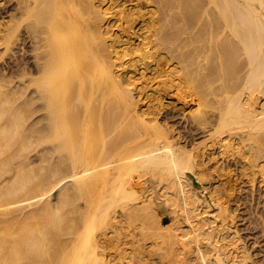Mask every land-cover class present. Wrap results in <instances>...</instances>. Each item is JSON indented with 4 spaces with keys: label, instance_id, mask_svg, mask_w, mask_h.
Returning a JSON list of instances; mask_svg holds the SVG:
<instances>
[{
    "label": "bare ground",
    "instance_id": "obj_1",
    "mask_svg": "<svg viewBox=\"0 0 264 264\" xmlns=\"http://www.w3.org/2000/svg\"><path fill=\"white\" fill-rule=\"evenodd\" d=\"M106 1H2L5 5L12 2L13 8L4 5L9 15L6 14L7 21L5 14L2 17L7 23H3L5 29L1 27L2 41L9 52L17 43L21 57L15 78L12 74L16 71L10 69V76L0 68L6 72L0 70V264H118L140 251L137 249L143 246L144 238L152 239L155 249L164 250L162 253L159 249L161 263L158 256L155 258L158 264H254L248 260L251 255L240 253L243 248L238 245L237 232L229 230L227 223L220 225L222 219L231 215L218 214L228 192L223 194L218 187L209 189L210 185L203 183L208 177L204 151L196 154L197 148L192 147V151L182 146L169 126H163L166 122L156 121L154 116L158 115L147 113L153 114L147 118V108L139 106V98L145 93L139 90L141 96L137 93V97L133 91L145 75L141 79L136 75L135 84L129 78L131 74L129 79L124 78V71L125 76L121 75V66L132 55L128 56L126 41L128 46L118 50L120 40H114L117 32L114 34L112 24L106 22L109 10L113 11L109 3L105 6ZM165 1L159 0L155 5L162 6L161 16L168 9L164 12V7L172 5L171 0V4ZM175 5L177 9L168 11H174L175 16L164 15L166 22L174 21L172 26L168 22L171 28L165 22L159 24L164 18L158 16L157 25L149 23L156 26V38L150 43L142 39L144 46L141 40L142 47H133V55L139 52L144 58L158 55L160 61L163 57L176 61L171 78H182L184 73L183 78L196 81L197 85L192 82L197 99L211 110L192 119L195 124H215L213 134L209 131L212 126L207 130L213 135L210 138L208 133L211 145L217 144L222 150L230 146L224 151L231 150L248 159L251 171L255 172L254 167L258 166L264 172V0H177ZM149 13L153 14L151 9ZM121 15H127L130 22L134 20H129L132 15L128 13ZM185 43L189 51L181 53ZM159 46L167 51L165 56L152 51L155 47L159 52ZM187 88L191 89L190 94L194 91ZM159 96L163 101V95ZM162 101L158 100V109L164 106ZM150 102L152 105L151 99ZM156 106L152 105L154 110ZM198 156L202 158L199 160ZM260 159L261 164L257 162ZM142 174L150 180V188L149 182L140 179ZM162 213L166 221L168 216L172 218L171 225L165 226ZM136 221L140 224L136 231L144 241L137 235L136 239L133 237L131 245L141 243L131 256V249L127 253L126 245H131L126 237L134 231L128 235L123 229L125 223L130 226ZM117 233L120 242L115 237L117 253L111 263L107 249Z\"/></svg>",
    "mask_w": 264,
    "mask_h": 264
},
{
    "label": "rangeland",
    "instance_id": "obj_2",
    "mask_svg": "<svg viewBox=\"0 0 264 264\" xmlns=\"http://www.w3.org/2000/svg\"><path fill=\"white\" fill-rule=\"evenodd\" d=\"M3 1V0H2ZM2 1L0 2V31L5 27L4 26V24L6 23L5 22V20L4 19H2V17L3 16H5L6 14L7 15H9L8 13H9V11H8V6H10L11 8H12V2H11V4H4V3H6L5 1H4V3H2ZM96 1H98L97 3H99V2H103V1H105V0H96ZM168 1V3H170L169 2V0H167ZM167 1H165V2H167ZM172 2V7L168 4V3H164V5H166V4H168L167 5V7L165 6H163L164 7V9H163V11L165 10V9H167V11H166V13L168 14V15H170V17L173 15V16H175V14H173L172 12H174V11H172L171 9H170V12H171V14H170V12L168 13V11H169V8H172V9H177L175 6H177V5H175L176 3H177V0H171ZM176 3H175V2ZM112 2V3H111ZM156 2H158L157 3V5L159 4V0H111L110 2H109V0H107L106 2H104L105 3V6L106 5H109L110 4V6H111V8L110 9H112L113 11H111V10H109L111 13L110 14H108L107 15V18H106V22L107 23H109V21H110V23L108 24L109 26H110V24H112L111 25V27L113 28V30H114V34L116 35V37H115V35L113 36V37H115L114 38V40H115V42H117L116 40L118 39V40H120V41H118L117 42V44H119V45H117L118 47H119V49L118 50H122L124 47H126V46H128L127 48L129 49L128 50V56L129 55H132V56H129V60H131V62L129 61H125V64L123 65V66H121V67H123V69L124 70H122L121 69V75H122V71H124L123 72V74H126L127 75V77L125 76V75H122V76H125L124 78H128L129 76V78H130V80L132 81V83L136 80V78H140L141 79V77L143 76V75H145V76H143L142 78H144V79H141V80H145L146 78V80L147 81H144L145 83L143 84L142 82H140V81H138V79L136 80V81H138V82H136L137 84H136V86L135 85H133V86H135V87H133V91H135L134 93H135V95L137 96V93H139L140 94V96H141V93H140V91L142 92V94L143 93H145V95L143 94L140 98H139V106L144 110V108H147L146 110H147V112H146V116H147V118H149V117H151L153 114L154 115H158V117L156 116H154V118L156 119V121L159 123V124H164L165 122L167 123V124H164L163 126L164 127H168L169 128V130L171 129V131H173V133L171 132V134L174 136V135H176V141L177 142H179L180 141V144L182 145V146H184V147H186L187 146V148H192V147H194V148H197L196 149V152H195V150H194V152L196 153V154H200V152H203L204 151V157H203V159H204V161H205V163H207L206 164V169H208L207 170V174H208V177L206 178V179H203V183L207 186V187H209V185H210V187L211 188H209V189H212V188H214V187H218L219 188V191L221 192V190L223 191V194H224V192H228L226 195H224V198L222 199L223 200V208L218 212V214H223V212H230V216H227L226 218H224V219H222V221H220V225L221 226H223V224H228V226H230L231 228H229V230H231V231H236L237 232V234L240 236V241H238V245L241 247V250H242V248H243V250L242 251H240V253L242 252L243 254L245 253V255H248L249 254V256H250V258H251V260H250V258H248V260L251 262H254V264H264V229H262L263 227H264V223H262V219L264 220V172H260L259 171V167L257 166V167H254V168H256L255 169V172H254V170H250V167H249V161H248V159H246L245 157H242V156H239L238 155V153H233V152H231V150H229V151H227V152H225L224 150L228 147V148H230V146H227V147H223V150H222V147L220 148V146L219 145H217V144H214V145H211V139H208L209 137L208 136H210L211 134L210 133H212L213 134V132H214V128H215V122L214 123H212V124H214V126H212L211 125V123H207V125L206 124H199L198 122H196L197 124H195L194 122H193V120H196L197 119V117L198 116H200L201 115V113H202V115H204L205 114V111L204 110H206V112L208 111V112H211V110H210V108H207V107H205V105L201 102V100L199 101V99H197V95L195 94L196 93V91L197 90H195L194 89V87L193 86H195V85H197V82L196 81H193V82H195V83H193L191 80L189 81V79H185V78H183V77H185V75L183 76V74L182 73H180V74H182V78H181V75H179L180 76V78L181 79H177L179 76L178 75H175V76H172V78H171V75H173L174 74V72H173V74H172V70L174 69V68H172L173 66H175V62L176 61H174V60H172V61H168L167 59H165L164 57L161 59V61H160V57H157L158 55H155L154 57L155 58H157V60L153 57H151V56H145V58L147 59V61H146V59L144 58V55H142L141 56V54H138L137 52H135V53H137V54H135V56L133 55L134 54V49H133V47L134 48H136V46L137 45H139V46H144L143 44L144 43H146V42H149L150 43V41H152V39H154V37L156 38V36H154L153 37V34H154V31H153V29H155L156 28V26L155 25H157V22H156V20H160L162 17L164 18V15H166V13H164L163 14V16H161L160 14H162L163 12H162V9L161 8H159L161 5H159V9L157 8V7H155V5H156ZM1 3H2V5H1ZM103 3V4H104ZM107 3V4H106ZM109 3V4H108ZM120 3H121V5H120ZM154 3V4H153ZM170 3V4H171ZM112 4H113V7H112ZM117 4H118V6L120 7V6H122V5H124L123 7H118L119 8V10H118V8L116 7L117 6ZM4 5L5 6H7V7H5V9H7V11H5V9H4ZM14 5V4H13ZM116 5V6H115ZM137 5H139V8H140V10H139V8H138V6ZM175 5V6H174ZM116 8H115V7ZM174 6V7H173ZM136 7V8H135ZM153 7H154V9H153ZM162 7V6H161ZM10 8V9H11ZM115 8V9H114ZM126 9V13H128V15L130 14V15H132V18L129 16V20L131 19H134V20H132V22H130V21H128V19H127V15H126V13L124 12L125 10H123V9ZM13 9V8H12ZM12 9L10 10V11H12ZM121 9V10H120ZM149 9V10H148ZM150 9H151V13H153L154 11L156 12V14H155V12L153 13V14H150L149 13V11H150ZM157 9H158V13H157ZM160 9H161V11H160ZM140 11V12H138V11ZM116 11V12H115ZM119 11H120V13H119ZM121 11H123V12H121ZM129 11V12H128ZM130 11H132V13L130 12ZM138 13H137V12ZM147 11H148V13H147ZM159 11L161 12V13H159ZM164 11V12H165ZM141 12H142V14H141ZM145 12V13H144ZM114 15H113V14ZM121 13L122 14H124V16L125 17H123V15H121ZM175 13V12H174ZM5 14V15H4ZM113 16H112V15ZM119 14H120V17H119ZM5 16V17H3V18H5L6 19V21H7V18H8V16ZM111 15V16H110ZM118 15V16H117ZM134 15V16H133ZM145 15V16H144ZM150 15H152L151 17H150ZM156 16V17H155ZM158 16H159V18H158ZM161 16V17H160ZM109 17V18H108ZM123 17V18H122ZM152 17H154L153 19H154V21L151 19ZM166 17V16H165ZM169 17V16H168ZM118 18H119V20H121L120 22H119V20H118ZM143 18V19H142ZM167 18V17H166ZM174 18V17H173ZM116 21H114V20ZM117 19V20H116ZM156 19V20H155ZM3 20V21H2ZM108 20V21H107ZM112 20V21H111ZM125 20H126V22H125ZM2 21V22H1ZM150 21H152V22H150ZM5 22V23H4ZM156 22V23H155ZM161 22H165L166 24H167V27L169 26V28H171L170 27V25L172 24V23H174V21H172V23H170V21H168L169 22V24H168V22H166L165 21V18L162 20V21H160V23L159 24H161ZM4 23V24H3ZM128 23H130V24H128ZM147 23L149 24V23H155V25H150V26H152L151 28L147 25ZM2 24V25H1ZM7 24V23H6ZM5 24V25H6ZM159 24H158V26H159ZM179 24V23H178ZM118 25V26H117ZM125 25V26H124ZM145 25V26H144ZM165 25V24H164ZM4 26V27H3ZM115 26V27H114ZM119 26H123V28L122 27H119ZM132 26V27H131ZM153 26H155V27H153ZM172 26V25H171ZM174 26V25H173ZM1 27H3V28H1ZM118 27V28H117ZM145 27H147L148 29L146 30V28ZM166 27V28H167ZM5 29V28H4ZM3 29V30H4ZM122 30V31H120V30ZM125 30V32H123L124 30ZM151 29H152V31H151ZM1 31L0 32V36H1V42H2V44L0 43V68H3L7 73H9V75L11 76V74H10V72H9V70L10 69H13L12 71L14 72V71H16V72H14L13 74H15V76L12 74V76L15 78L16 77V73H17V69H15L16 68V66H17V61H19L20 60V57H21V51L19 50L20 49V47L18 48L17 46H18V44L16 43V44H14L13 46L14 47H17L18 48V50L15 48L14 49V47L12 48V50L14 49V51H12L13 52V54H10V52L6 49V43H5V40L4 41H2L4 38L2 37L3 36V34H4V31ZM128 30V31H127ZM142 30V31H141ZM148 30H150L151 31V33H150V35L152 36H149V32L150 31H148ZM121 32V33H118V32ZM146 31V32H145ZM148 31V32H147ZM2 32H3V34H2ZM140 32V33H139ZM132 33V34H131ZM117 34L118 35H120L118 38H117ZM130 34V35H129ZM141 34L144 36H147V38L146 37H143V36H141ZM138 35V36H137ZM124 36V37H123ZM131 36V37H130ZM133 36H134V38H136V39H134L133 38ZM121 37H123L124 39H121ZM141 37V38H140ZM151 37V38H150ZM126 38H127V40H126ZM128 38H130L129 40H128ZM138 38V39H137ZM145 38V42L143 43V41L144 40H142V39H144ZM148 38H150L151 40H148ZM140 39V40H139ZM146 39H147V41H146ZM134 41V43H133V41ZM139 40V41H138ZM142 40V41H141ZM124 43H123V42ZM125 41H126V43H128V45L125 43ZM129 41H131V42H129ZM137 41V43H135ZM142 42V43H140L139 44V42ZM120 42H122V43H120ZM132 44V45H131ZM182 44H184V43H182ZM186 44V43H185ZM126 45V46H125ZM135 45V46H134ZM123 47V48H120V47ZM141 46V47H142ZM182 46V45H181ZM186 46V48H183V47H185ZM185 46H183V47H181V48H183V50L181 51V48L178 50L179 52L181 51V53H184V51H185V53L187 52L186 50H188L189 51V45L187 46V44L185 45ZM161 46H159L158 48L160 49L159 50V52H158V49H157V51H155L156 49H155V47L152 49V51L153 52H155V53H163V56H165V54H166V50L165 49H163L162 47V50H161V48H160ZM188 47V48H187ZM132 49H133V51H132ZM6 51H7V54H8V52H9V54L11 55V57H8V55H6L5 53H6ZM166 51V52H165ZM3 52V53H2ZM5 52V53H4ZM19 52V53H18ZM165 52V53H164ZM18 54H19V56H18ZM5 57H3V56ZM138 55H140L141 57H142V59H141V57L139 58V56ZM13 56V57H12ZM18 56V57H17ZM138 56V57H137ZM160 56H162V54L160 55ZM16 57H17V59H16ZM132 57V58H131ZM150 57V58H149ZM134 58V59H133ZM135 58H137L136 60H135ZM3 59V60H2ZM126 59V58H125ZM128 59V58H127ZM141 60V61H138V60ZM151 59H153V61L154 62H152V60ZM124 60V58L123 59H118L117 60V62H121V61H123ZM133 60H135V63L133 62V65L135 66L136 65V68L132 65V61ZM142 60H144V61H142ZM168 61V63H166L167 61ZM7 62V63H6ZM9 62V63H8ZM15 62V63H14ZM137 62H138V64H137ZM140 62V63H139ZM147 64V66H148V68L146 67V64ZM147 62H149V64L147 63ZM131 63V64H130ZM144 63V65L142 66V64ZM10 64V65H9ZM130 64V65H129ZM154 64H155V66H154ZM173 64V65H172ZM128 65L130 66V67H128ZM131 65H132V67H131ZM137 65H138V67H137ZM157 65V66H156ZM10 68H9V67ZM159 66H160V68H159ZM9 69H8V68ZM126 67V68H125ZM138 71H136L134 68ZM146 68V70L147 71H145L144 69ZM171 67V68H170ZM127 68H129L128 69V71H125V70H127ZM133 68V69H132ZM144 68V69H143ZM3 69H0L2 72L4 71ZM15 69V70H14ZM139 69V70H138ZM143 69V71H142V74H141V70ZM164 69H166L165 71H164ZM135 70V71H134ZM171 70V71H170ZM4 71V74H6V72ZM11 71V70H10ZM132 71H134V72H132ZM162 71H164V72H162ZM130 72H132V73H134V74H132V73H130ZM145 72V73H144ZM155 72V73H154ZM171 72V73H170ZM12 73V72H11ZM138 73V74H137ZM139 73H140V76H139ZM162 73V74H161ZM128 74H131V75H133V76H131V75H129L128 76ZM149 74V75H148ZM159 74H161V75H159ZM165 74H167V76L165 75ZM168 74H169V77H168ZM175 74H176V72H175ZM177 74H179V73H177ZM8 75V74H7ZM8 75V76H9ZM138 76V77H136L135 78V76ZM146 75H148V76H146ZM163 75V76H162ZM162 78H161V77ZM12 77V78H13ZM149 77H150V79H149ZM152 77H153V79H152ZM8 78H11V77H8ZM128 78V79H129ZM133 78H135V79H133ZM170 78V79H169ZM155 79V80H154ZM157 79V80H156ZM176 79V80H175ZM152 81V85L150 84L151 83V81ZM172 80V81H171ZM174 80V81H173ZM179 80H181V81H179ZM149 81V82H148ZM158 83H157V82ZM184 81V82H183ZM188 81L189 82H192L191 83V86H189L190 84H187L188 83ZM147 82V83H146ZM172 82V83H171ZM180 82H183V83H180ZM186 82V83H185ZM154 83H157V84H154ZM169 83V84H168ZM176 83V84H175ZM133 84H135V83H133ZM143 85L142 87L144 88L145 86V90L146 91H144L143 90V88L141 87V85ZM146 84V85H145ZM181 84H182V86L184 85V87H182L181 86ZM186 84V85H185ZM195 84V85H194ZM140 85V86H139ZM145 85V86H144ZM148 85H150V87L148 86ZM154 85H155V87H154ZM161 85V86H160ZM173 85V86H172ZM139 86V87H138ZM148 86V87H147ZM151 86H152V88H151ZM180 86V88L178 89V87ZM192 87L193 89L192 90H194L191 94L188 92V90L189 91H191V89H188L187 87ZM138 87V88H137ZM139 88H141V89H139ZM150 88V89H149ZM157 88H159L160 90H161V93H160V96H162V99H163V101L160 99L161 97L159 96V93L158 92H160L159 91V89H157ZM186 88H187V90H186ZM134 89H136V90H134ZM138 89V90H137ZM156 91H155V90ZM171 89H172V91H171ZM182 89V90H181ZM140 90V91H139ZM158 90V91H157ZM178 90H180V91H178ZM138 91V92H137ZM152 91V92H151ZM163 91V92H162ZM186 91H187V93H186ZM147 92H149V93H147ZM182 92V93H181ZM185 92V93H184ZM147 93V94H146ZM158 95H157V94ZM173 93V94H172ZM179 95H178V94ZM182 95H181V94ZM149 94V95H148ZM184 94V95H183ZM187 94V95H186ZM196 96H195V95ZM148 95V96H147ZM153 95H155V96H157V97H155V96H153ZM178 95V96H177ZM181 95V96H180ZM190 97H189V96ZM191 95H193L192 97H191ZM139 96V95H138ZM137 96V97H138ZM144 96L146 97V98H148L147 100H146V98H144ZM150 96H152L151 98H150ZM158 96L160 97V98H158ZM195 96V97H194ZM142 97H143V99H142ZM155 97V98H154ZM175 97V98H174ZM152 98H154V100H152ZM181 98V99H180ZM140 99H142L141 101V105H140ZM150 99H151V101H152V105L154 106V105H157L156 107H157V109H155V110H157V111H155L154 110V108L155 107H152V105H151V102H150ZM157 99V100H156ZM145 100V101H144ZM155 100H156V104H155ZM158 100H160V101H162L161 103L164 105V106H161L159 109H158V106H159V104H160V102H158ZM173 100V101H172ZM193 100V101H192ZM196 102H195V101ZM176 101V102H175ZM192 101V102H191ZM148 102V103H147ZM154 102V103H153ZM166 102V103H165ZM167 104H168V106H170V107H167ZM177 104H179V105H177ZM194 104V105H193ZM146 105V106H145ZM148 105H150L149 107H148ZM196 105V106H195ZM145 106V107H144ZM172 106V107H171ZM175 106H176V108H175ZM190 106V107H189ZM195 106V107H194ZM163 107V108H162ZM180 107V108H179ZM183 107L185 108V110H183ZM172 108H174V109H172ZM182 108V109H181ZM197 108V109H196ZM202 108V109H201ZM148 109H149V111H148ZM153 109V110H152ZM179 109H181V110H179ZM195 109V110H194ZM150 110H152V111H150ZM158 110H160V112L158 113ZM191 112H190V111ZM155 111V112H154ZM193 111V112H192ZM204 111V112H203ZM188 112H190L189 114L193 117H191L189 114H188ZM200 112V113H199ZM147 113H153L152 115L151 114H148L147 115ZM157 113V114H156ZM195 114H196V116H195ZM150 115V116H149ZM187 115H188V117H187ZM198 115V116H197ZM201 115V116H202ZM210 115V114H209ZM153 117V116H152ZM190 117H191V119H190ZM195 117V118H194ZM159 119V120H158ZM193 119V120H192ZM160 121V122H159ZM163 122V123H162ZM170 122V124H168ZM194 124V125H193ZM166 125V126H165ZM193 125V126H192ZM197 125V126H196ZM201 125H203V127L201 126V128H200V126ZM209 125V126H208ZM171 126H173V127H171ZM195 126V127H194ZM210 126H212L211 128H210ZM171 127V128H170ZM207 127V128H206ZM167 128V129H168ZM172 128H173V130H172ZM177 128V129H176ZM205 128V129H204ZM209 128H210V130H209ZM204 129V130H203ZM175 130V131H174ZM207 130H209L210 131V133L207 131ZM177 131L179 132V133H181V134H179V133H177ZM203 131V132H202ZM207 131V132H206ZM210 135H209V134ZM183 134V135H182ZM180 136H182V137H180ZM212 136L213 135H211L210 136V138H212ZM180 137V138H179ZM191 142V143H190ZM199 142V143H198ZM206 142V143H205ZM202 143V144H201ZM205 143V144H204ZM209 143H210V145H209ZM179 144V145H180ZM192 144V145H191ZM200 144V145H199ZM207 145V146H204V145ZM196 145V146H195ZM199 145V146H198ZM216 145V146H215ZM198 146V147H197ZM204 146V147H203ZM202 147V148H201ZM201 148V149H200ZM227 148V149H228ZM205 149V150H204ZM207 149V150H206ZM220 150V151H219ZM192 151H193V148H192ZM206 152H208V153H206ZM221 152V153H220ZM222 152H223V154H222ZM228 152H229V154H228ZM214 153V154H213ZM232 153H233V155H232ZM209 154V155H208ZM227 156H226V155ZM231 154V155H230ZM216 155V156H215ZM238 155V156H237ZM216 158H215V157ZM199 157V156H198ZM201 157V156H200ZM199 157V160L202 158H200ZM209 157V158H208ZM212 157H214V159H216V161L218 162H216V161H214V159L212 158ZM229 157V158H228ZM232 157H233V159H232ZM226 158V159H225ZM235 158V159H234ZM210 159H211V161H210ZM263 159V158H262ZM262 159H260V160H257V162L258 163H260L261 164V160ZM208 160V161H207ZM240 160V161H239ZM246 160V161H245ZM207 161V162H206ZM221 161V162H220ZM223 161V162H222ZM243 161V162H242ZM216 163V165H215V163ZM219 162H220V165H219ZM227 162V163H226ZM247 162H248V164H247ZM256 162V163H257ZM245 163V164H244ZM257 163V164H258ZM211 164H214V165H212L211 166ZM219 166H218V165ZM222 164V165H221ZM227 164V165H226ZM215 166H217V167H219L220 169H223V170H219V168H217L216 169V167ZM228 166H229V168H228ZM209 167H210V169H209ZM212 167V168H211ZM214 167V168H213ZM246 169H245V168ZM224 168L225 169H227V171H225L224 170ZM253 168V169H254ZM258 168V169H257ZM246 170V171H245ZM215 171V172H214ZM257 171V172H256ZM259 171V172H258ZM212 172V173H211ZM218 172H219V174H218ZM222 172V173H221ZM224 172H226V174L224 173ZM234 172V173H233ZM220 173H221V176H220ZM229 173H231V174H229ZM244 173V175L242 176V174ZM251 173V174H250ZM254 173H256L255 175H253ZM213 174H214V176H213ZM259 174V175H258ZM219 175V176H218ZM258 175V176H257ZM142 176H143V178H142ZM146 176L147 175H144V174H142L141 176H140V179L141 180H143L144 181V179H145V181H147L146 179ZM211 176V177H210ZM231 176V177H230ZM251 176V177H250ZM253 176V177H252ZM145 177V178H144ZM234 177V178H233ZM255 177V178H254ZM211 178V179H210ZM217 178V179H216ZM210 179V180H209ZM230 180V181H229ZM240 180V181H239ZM252 180V181H251ZM225 181V182H224ZM150 183V180H148L147 181V183ZM209 182V183H208ZM223 182V183H222ZM211 183H212V185H211ZM230 183H231V185H230ZM147 185H149L148 187L150 188V186H151V183L150 184H147ZM157 185L158 186H160V184L159 183H157ZM217 185H219V186H217ZM225 185V186H224ZM233 185H235V187H233ZM253 185H254V187H253ZM262 185V186H261ZM213 186V187H212ZM222 186V187H221ZM226 186H229V187H226ZM256 186V187H255ZM162 187V185L159 187V188H161ZM224 187V188H223ZM163 188V187H162ZM220 188H221V190H220ZM228 188V190H226V189ZM253 188V189H252ZM234 189H237V190H235L234 191ZM230 190V191H229ZM231 191H233V192H231ZM148 194V193H147ZM251 194H252V196H251ZM242 195V196H241ZM226 196V197H225ZM229 196H232V197H230L229 198ZM239 196V197H238ZM232 198V199H231ZM229 199H231V200H229ZM227 200V201H226ZM227 202H228V204H227ZM258 203V204H257ZM225 204V205H224ZM228 205V206H227ZM234 205V206H233ZM258 205V206H257ZM229 208V209H228ZM230 210V211H229ZM257 212H259V214L257 213ZM262 213V214H261ZM239 214V215H238ZM263 215V216H262ZM161 216L163 217V219L165 220V218H166V215L164 214V213H162L161 214ZM140 223H142L140 220H138ZM138 221H136L135 223H131V225L133 226V224H134V229L132 228V226L130 227L128 224V227H126L127 225H126V223H125V228L127 229V228H129V229H123V232H125L126 234H130V233H132L133 231V233L132 234H130L129 236H128V238L126 237V239L128 240L127 242H128V244L129 245H131L130 244V242L131 241H133L134 240V238L136 237V235H137V237H142V235H141V233L139 232H137L136 230L137 229H139L138 227L139 226H137V225H140L139 224V222ZM169 221V222H168ZM234 221V222H233ZM138 222V223H137ZM137 223V224H136ZM167 223V224H166ZM173 223V221H172V218H170V216H168L167 217V221L165 220V226H169V225H171ZM226 224V225H227ZM137 226V227H136ZM136 227V228H135ZM249 228V229H248ZM133 229V230H132ZM126 230V231H125ZM141 231H142V229H140ZM146 230V229H145ZM152 230V229H151ZM128 231V232H127ZM130 231H132V232H130ZM138 233V234H136V233ZM133 234H134V236H133ZM110 235H111V233H110ZM115 236H113L114 238L112 239V241H114L112 244H111V246H109V248L107 249V253H109L108 254V257L109 258H111L110 260H112L111 261V263H113L114 262V258L116 257V253H117V246H116V244L118 243L117 242V240L115 239V237H117V239H118V233L117 234H114ZM118 235V236H117ZM141 235V236H140ZM127 236V235H126ZM131 236H132V240L130 239L131 238ZM124 238H125V236H124ZM123 238V239H124ZM136 239V238H135ZM125 240V239H124ZM130 240V241H129ZM140 240H143V238L141 239L140 238ZM145 240V241H144ZM144 242H140V241H138V242H140L141 244H143V246L142 247H146V248H142L141 246H140V243H136V244H132L131 245V247L130 246H128V245H126L127 247L126 248H128V251H127V253H129V250L131 249V251H130V253L133 251V249L135 248V249H137V248H139V246H140V249H137V250H140V251H136V252H132L133 253V256H135V258L137 257L136 255H137V253H138V256L139 257H137L136 259L137 260H135L134 259V257L132 256V253H131V256L132 257H128V259H126V260H123V262H121V261H118L117 263L118 264H133V261H134V264L138 261V259H139V261H138V264L140 263V261H141V263L140 264H155L156 262H157V260L155 259L157 256H158V258L159 257H161V256H159V255H162L161 254V251L160 250H162V249H158L157 250V247H156V249H155V246H153L152 244H151V241H153L152 239L150 240V238L148 239H145L144 238ZM117 243H116V242ZM118 241H119V239H118ZM126 241V240H125ZM120 242V241H119ZM240 242V243H239ZM147 243H149V244H147ZM113 244H115V245H113ZM137 244H139V246L137 245ZM145 245V246H144ZM113 246H115V248L113 247ZM136 246H137V248H136ZM149 246V247H148ZM235 246V245H234ZM234 246H231V248L232 247H234ZM112 250H111V249ZM142 248V249H141ZM149 248V249H148ZM114 250V251H113ZM142 250V251H141ZM154 251L155 252V250H156V254L154 253H152L151 251ZM116 251V252H115ZM151 252V253H149V252ZM160 251V252H159ZM244 251V252H243ZM144 253L143 255H140L139 253ZM164 252V250H162V253ZM135 253H136V255H135ZM148 253V254H147ZM147 254V255H146ZM151 254V255H150ZM109 255H112V257H110ZM155 255V256H154ZM142 256V257H141ZM146 256V257H145ZM148 256V257H147ZM154 256V257H153ZM165 257H167V256H165ZM165 257L163 258V259H165ZM131 258H132V260H131ZM144 259V260H142V259ZM147 258L149 259V260H147ZM152 258H154V260L152 259ZM152 259V260H151ZM145 260H147L146 262H144ZM156 260V261H155ZM166 260V259H165ZM255 260V261H254ZM132 261V262H131ZM160 261H162V259H158V262H160ZM257 261V262H256ZM127 262V263H126ZM158 262H157V264H158ZM256 262V263H255ZM161 263V262H160Z\"/></svg>",
    "mask_w": 264,
    "mask_h": 264
}]
</instances>
